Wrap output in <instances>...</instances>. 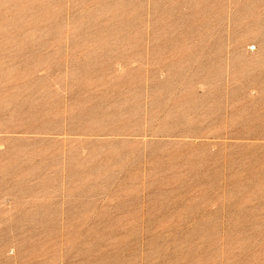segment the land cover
<instances>
[{"label":"rangeland","instance_id":"1","mask_svg":"<svg viewBox=\"0 0 264 264\" xmlns=\"http://www.w3.org/2000/svg\"><path fill=\"white\" fill-rule=\"evenodd\" d=\"M0 264H264V0H0Z\"/></svg>","mask_w":264,"mask_h":264},{"label":"built area","instance_id":"2","mask_svg":"<svg viewBox=\"0 0 264 264\" xmlns=\"http://www.w3.org/2000/svg\"><path fill=\"white\" fill-rule=\"evenodd\" d=\"M250 50H254V47H252Z\"/></svg>","mask_w":264,"mask_h":264}]
</instances>
